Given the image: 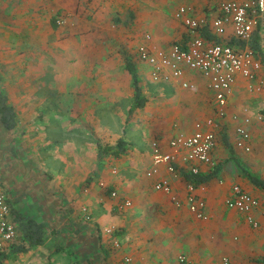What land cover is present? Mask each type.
I'll use <instances>...</instances> for the list:
<instances>
[{
  "label": "crops",
  "instance_id": "0c3cea01",
  "mask_svg": "<svg viewBox=\"0 0 264 264\" xmlns=\"http://www.w3.org/2000/svg\"><path fill=\"white\" fill-rule=\"evenodd\" d=\"M77 2L55 0V9L64 8L70 15L79 16ZM208 3L212 0H130L131 7H121V15L138 16L129 28L130 34L121 27L105 29L98 23H88L83 16L78 19L75 26L84 32V37L89 35L88 29L90 33L96 28L109 32L107 40L117 41V47L112 49L116 52L113 59L120 61L121 70L116 69L119 66L109 69L114 62L107 57L99 61L109 66L94 70L92 53L96 48L92 35L89 39L61 42L59 58L68 69L62 76L72 81L71 87L59 91L68 89L71 97L69 103L60 99L54 103V111L59 112L54 121L59 128L55 134L58 143L50 150L44 149L41 142L49 144L56 138L48 137L33 119L25 118L30 110L22 102L28 103L29 97L12 99L0 87L18 118L12 129L0 122V183L10 208L51 230L43 246L19 254L5 264H12L19 257L30 264H127L122 261L127 255L131 259L129 264H222L223 258L229 264H264V216L258 211L254 213L258 221L254 227L242 213L225 203L233 185L264 199V189L254 186L233 161L241 162L264 179V128L255 119L256 114H264V92L248 91L246 81L240 77L232 87L226 115L215 130L214 163L198 166L203 179L195 184V189L205 200L208 219H197L187 209L184 200L190 183L187 176L191 174L179 161L177 175L169 174L173 192L183 202L179 207L165 193L153 188L158 178L168 175L163 165L156 175H145L152 165L151 142L157 140L162 150L169 152L168 140L172 135L179 131L190 133L196 121L214 115L213 94L206 80L190 70L181 79L152 82L135 49L146 33L151 35L152 43L165 49L182 40L186 28L174 17L175 9L189 5L196 15H202L203 12H197L198 7ZM139 15L150 18L142 21ZM121 49L135 59L144 97L142 107L133 108L131 75L125 69ZM71 59L76 66L69 70ZM77 65L89 70H79ZM260 74L264 76V66ZM186 79L195 84L194 89L180 86V81ZM66 111L70 113H62ZM246 115L252 118L247 125L249 152L235 146V127ZM80 126L98 128L95 138L77 140L76 128ZM36 130L40 134H34ZM118 139L124 141L123 153L114 156L108 152L99 157L98 143L114 146ZM5 161L12 165L16 162L19 167L5 171ZM111 190L117 191L116 198L109 195ZM124 199H129L131 205L120 210L118 203ZM83 209L90 214L89 220L84 219ZM106 228H113L114 234L106 233ZM66 238H70L71 245L67 246ZM180 255L186 257L184 263L178 260Z\"/></svg>",
  "mask_w": 264,
  "mask_h": 264
},
{
  "label": "built area",
  "instance_id": "2783aa9c",
  "mask_svg": "<svg viewBox=\"0 0 264 264\" xmlns=\"http://www.w3.org/2000/svg\"><path fill=\"white\" fill-rule=\"evenodd\" d=\"M209 7V13L202 15H196L189 5H179L175 9L174 17L186 28L187 38L183 43L174 42L165 49L152 43L151 35L146 33L135 49L137 58L147 67L152 82L181 79L185 71L190 70L198 72L206 80L207 87L213 94L214 115L196 121L190 133L179 131L172 135L168 140L169 152H164L157 140L151 142L152 165L145 175H156L159 166L163 165L168 175L158 178L153 188L169 196L171 202L178 207L183 202L173 192L170 176L177 175L178 161L186 166L192 175L199 173L200 163L213 165L215 130L226 115L228 97L237 78L246 81L248 91L264 92V76L260 74L263 64L252 49L207 40L200 34V28L205 25H209L216 36L230 35L243 41L249 40L257 32L261 55L264 57V0H212ZM228 28L231 29L230 34H227ZM180 86L191 90L195 88V84L188 79L181 80ZM237 117L232 116L233 119ZM251 119L246 115L235 127V146L246 152L251 150L250 132L247 129ZM255 119L259 126L264 128V114H256ZM195 188V183L187 184L185 204L197 219L206 220L208 215L205 200L197 194ZM231 192V196L225 200L226 206L242 213L246 220L256 227L258 221L254 213L258 211L264 216V199L252 196L239 185H233ZM109 195L116 198L118 193L111 190ZM130 205L131 201L124 199L119 201L118 209L122 210ZM83 217L85 220L90 219L86 209H83ZM104 231L110 235L115 232L113 228H106ZM15 236L16 229L10 218L7 195L0 183V249L12 242ZM114 244L118 246L117 242ZM124 260L130 261L126 257ZM178 260L184 263L186 257L180 255ZM222 264H229V260L223 258Z\"/></svg>",
  "mask_w": 264,
  "mask_h": 264
},
{
  "label": "rangeland",
  "instance_id": "374dc122",
  "mask_svg": "<svg viewBox=\"0 0 264 264\" xmlns=\"http://www.w3.org/2000/svg\"><path fill=\"white\" fill-rule=\"evenodd\" d=\"M129 4L130 0H78L77 12L79 16H73L67 13L64 8L55 9V0H0V72L2 73L0 87L12 99H21L23 95L29 97L28 103L22 102V106L24 105L30 110L25 113V118L27 116V118L33 119L34 124L40 125L48 137L57 140L51 141L49 144L41 142L44 149L50 150L58 143L55 134L59 128L55 126L54 121L58 118L59 112L54 111V103L57 99L62 100L63 103H69L71 97L68 89L59 91L62 87H71L70 82L72 81L62 76L68 69L64 67V62L59 58L61 42H74L77 38L89 39V36L92 35L96 48L92 53L94 70L106 69L109 65L99 60L101 57H107L106 60L113 59L116 52L112 49L117 47V41L114 38L111 41L107 40L109 32L96 30V28L90 33L88 29L89 35L84 37V32L79 31V27L76 28L75 24L78 25V19L83 16L88 23H98L105 29L118 30L117 28L121 27L130 34V29L137 22L138 16L133 15L130 18V14L121 15V7L128 6L129 8L132 6ZM126 10L131 11V9ZM197 12L204 11L198 7ZM139 16L141 17L138 19L142 21L150 18L149 16ZM57 20L62 22H57ZM137 30L138 34L141 33L140 29ZM113 62V66L110 65L109 69H115L120 64V61L115 58ZM68 63L69 70H71L70 66H76L72 59ZM77 66L79 70L88 69L81 65ZM116 69L121 70V67ZM76 129L77 140L81 141H86L92 136L95 138L96 131H98V128L93 130V128L85 126ZM36 131L33 133L40 132ZM71 131H75V129L72 128ZM89 132L92 135H89ZM66 137L69 138V135ZM103 144L108 143L103 141ZM16 162L15 165H12L10 161H5L4 170L11 172L12 168L16 169L19 167ZM15 174L20 176L18 173ZM69 240L70 238H66L64 241ZM70 242L67 243V246L71 245ZM125 257L131 260L128 255ZM122 261L130 263V261ZM11 262L12 264H30V261L24 262L23 257Z\"/></svg>",
  "mask_w": 264,
  "mask_h": 264
},
{
  "label": "trees",
  "instance_id": "16d2710c",
  "mask_svg": "<svg viewBox=\"0 0 264 264\" xmlns=\"http://www.w3.org/2000/svg\"><path fill=\"white\" fill-rule=\"evenodd\" d=\"M209 4L202 6L203 13H209ZM133 14L130 13V18ZM200 34L207 40H212L215 42H222L224 44L236 45L240 48L249 47L255 52V56L259 58L264 66V57L261 55L260 41L257 32L247 40H239L232 36H216L213 34L209 25H205L200 28ZM187 38V35L182 38V40L175 41L177 43H183ZM125 69L131 75L132 87L134 90V100L133 108L142 107L144 104V97L141 95V87L139 84V77L137 69L135 66V59L133 55L127 52L125 49L120 50ZM2 79V73L0 72V81ZM132 111V108L131 110ZM17 112L14 107L9 103L8 96L0 90V122L7 129H12L17 125ZM98 145V155L102 156L104 153L111 152L114 156L120 155L125 151V144L122 139H118L114 146H101ZM235 164L239 168V171L256 187L264 189V179L258 175L249 171L241 162L234 160ZM187 179L193 183L202 182L203 177L198 174L188 175ZM11 220L15 225L16 236L0 249V264H5V262L14 259L19 254H25L28 251L35 249L37 247L43 246L49 234V228L42 222L37 221L32 217H26L16 212L14 209L10 208ZM51 231V230H50Z\"/></svg>",
  "mask_w": 264,
  "mask_h": 264
}]
</instances>
